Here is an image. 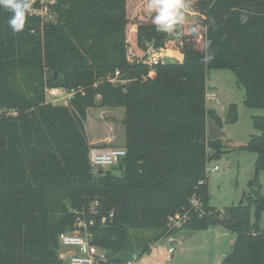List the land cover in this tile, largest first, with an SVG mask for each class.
<instances>
[{"label": "trees", "instance_id": "16d2710c", "mask_svg": "<svg viewBox=\"0 0 264 264\" xmlns=\"http://www.w3.org/2000/svg\"><path fill=\"white\" fill-rule=\"evenodd\" d=\"M128 3L36 0L31 8L47 6L55 20L30 9L19 33L0 7V264H68L59 236L75 230L107 250L101 264L137 263L163 237L213 225L236 234L221 264H264L262 185L255 177L246 202L220 210L207 172L219 155L209 157L207 148L222 146L208 137L210 118L221 128L207 107L209 71L232 69L245 104L264 110V0H196L202 24L177 38L153 22L133 25L132 36ZM147 43L182 60L131 63L129 47L142 55ZM55 86L77 91L69 105L46 102V87ZM104 104L126 109L119 147L127 154L113 166L119 175L89 160L88 109ZM229 118L237 119L234 103ZM252 120L257 132L242 147L256 152L257 171L264 170V114ZM179 213L188 219L174 226Z\"/></svg>", "mask_w": 264, "mask_h": 264}, {"label": "rangeland", "instance_id": "374dc122", "mask_svg": "<svg viewBox=\"0 0 264 264\" xmlns=\"http://www.w3.org/2000/svg\"><path fill=\"white\" fill-rule=\"evenodd\" d=\"M43 1H45V5L54 3L53 0ZM195 2L196 0H185L188 5L185 10V20L183 24L177 27L181 29H190L192 25L200 27L203 17L196 11ZM149 5L150 0H129V33L132 36L134 33L130 27L133 25L138 26L141 22H153L157 13ZM43 15L49 20H55L56 16L53 10L44 11ZM159 48L165 54L164 60H182L180 56L169 55L166 49L160 46ZM213 92L216 93V99L207 98L209 107L216 112L218 122L221 129L226 132V136L219 138L222 142L220 150L217 151L213 147L207 148L209 157L219 154L212 157L207 163L208 184L211 195L217 197L216 206L220 210H224L225 207L238 204L242 200L247 201L245 195L249 193V183L255 177L262 185L261 191L264 195V170L257 171V154L249 148L242 147L248 142L251 134L257 132L253 124L252 115L257 113L264 114V110L262 108H252L245 104V86L238 81V77L232 69L215 68L209 71L208 93ZM45 97L47 103L55 105V102L51 101L47 95ZM233 103L236 105L237 111V119L235 121L229 118L230 105ZM1 112L2 110H0ZM86 129L89 133V139L94 141L92 143L93 147L121 146L124 137L123 111L120 107H111V104L93 106L88 109ZM106 137H112V141H100L101 138ZM215 166H219V169L213 171L212 169ZM109 170L115 174H120V170L117 167ZM52 216H55L54 211ZM251 217L253 220L256 218L255 206L251 208ZM259 223L261 228L264 229V210L261 212ZM214 231L215 228L213 227L208 231L192 232L190 230H182L174 236H165L154 244L150 256L147 255L149 260L147 258H145L147 260H139L138 264H214L212 259L214 258L216 244L213 247V242L222 240V251L227 248V251L230 252L232 247L231 241L227 242L228 234L222 235V237H215L212 236ZM149 233L151 234V232ZM184 239L188 240L184 241ZM207 239H209L208 242L206 241ZM178 242L181 243L179 246ZM209 243H211L210 246L207 245ZM170 246H174L175 252L172 255V259L169 260L167 259V249ZM209 249H211L212 259L208 255ZM68 253L69 249L59 243V256L66 260Z\"/></svg>", "mask_w": 264, "mask_h": 264}, {"label": "built area", "instance_id": "2783aa9c", "mask_svg": "<svg viewBox=\"0 0 264 264\" xmlns=\"http://www.w3.org/2000/svg\"><path fill=\"white\" fill-rule=\"evenodd\" d=\"M36 0H31L33 3ZM42 2H45L42 0ZM54 2V0H53ZM47 6H43L39 9L31 8V12L44 14V11H47ZM184 35V30L177 27L173 33H168L169 38H177ZM169 54V53H168ZM170 55V54H169ZM128 60L131 63H146L154 67L155 65L165 62L164 60L165 54L160 50V48L156 47L154 43H147L146 51L141 55L138 51H136L133 47H129L127 53ZM171 61V60H170ZM155 70L152 69L150 74ZM119 72H117V75ZM111 82H117L118 79L113 77L110 78ZM124 83L125 80H122L121 83ZM46 95L50 98L51 101L55 102V105H69L70 101L76 95L77 91L75 89H68L64 87H46L45 89ZM100 98V95H98ZM207 98L211 100L216 99V93H208ZM4 112V109H1ZM8 111V114L13 116H17V109L11 108ZM127 154V150L125 147H92L89 153V160L91 165L95 170L100 168H110L118 165L123 157ZM219 169V166H215L212 170L216 171ZM193 204L196 209L199 208V201L197 199H193ZM188 219L187 214H177L170 218L171 223L174 226H180ZM91 233L88 231H66L60 233L59 242L62 246L69 249L68 257L66 258V262L68 264H101L103 262L108 261V252L106 249L100 248L91 243ZM175 252L174 246H170L167 249V259H172V255ZM64 259V258H63ZM118 264V263H112ZM120 264H136V262L129 260Z\"/></svg>", "mask_w": 264, "mask_h": 264}, {"label": "clouds", "instance_id": "9594fccd", "mask_svg": "<svg viewBox=\"0 0 264 264\" xmlns=\"http://www.w3.org/2000/svg\"><path fill=\"white\" fill-rule=\"evenodd\" d=\"M149 6L157 13L153 20L157 31L167 33H173L178 25L184 23L188 7L185 0H150ZM0 7L11 13L8 24L14 32L19 33L25 29L32 7L31 0H0Z\"/></svg>", "mask_w": 264, "mask_h": 264}, {"label": "crops", "instance_id": "0c3cea01", "mask_svg": "<svg viewBox=\"0 0 264 264\" xmlns=\"http://www.w3.org/2000/svg\"><path fill=\"white\" fill-rule=\"evenodd\" d=\"M213 87H215V85H213ZM214 93V92H213ZM207 107L208 108H210L209 107V103H208V101H207ZM117 108H119V107H117ZM121 108V110L123 111V123H124V120H125V117H126V109H125V107H120ZM212 109V108H211ZM88 135H89V133H88ZM112 139V137H106V138H101L100 139V141H104V140H109V142L110 141H112L111 140ZM94 141H91L90 140V143L92 144ZM106 142H108V141H106ZM124 142H125V125H124V137H123V141H122V145L124 144ZM212 204H214L213 202H212ZM215 228V231H214V235H212V236H215V237H222V235H226V234H228L229 235V238H228V243L230 242V243H232V245H233V243H234V241H235V239H236V234H233V233H231V232H229L227 229H225L224 227H222V226H218V225H213V226H210L208 229H206L207 231L208 230H210V228ZM206 230H204V231H206ZM212 233H213V231H212ZM174 236V235H173ZM205 236H208V235H205ZM170 237H172V236H170ZM173 238V237H172ZM172 238H170V239H172ZM189 239V238H188ZM188 239H184V241H187ZM180 240V239H179ZM178 240V241H179ZM182 241H183V239H182ZM207 242L209 241V239H207L206 240ZM178 244V246L181 244L180 242H178L177 243ZM210 244L211 243H209V244H207V245H209L210 246ZM216 244V247H215V249H214V255H213V259H212V255H211V253H210V251H211V249H209V257L214 261V264H221L222 263V261H223V259H224V257L226 256V254L228 253V251H227V248L224 250V251H222V240H217V241H215V242H213L212 243V246L214 247V245ZM206 246V245H205ZM153 250V249H152ZM150 254H151V252L150 253H148V254H146L142 259H141V261H143V260H147L148 259V257H147V255L148 256H150ZM145 258H147V259H145ZM149 260V259H148ZM137 264H138V262H137ZM147 264V263H146ZM150 264H153V263H150Z\"/></svg>", "mask_w": 264, "mask_h": 264}, {"label": "water", "instance_id": "95a60500", "mask_svg": "<svg viewBox=\"0 0 264 264\" xmlns=\"http://www.w3.org/2000/svg\"><path fill=\"white\" fill-rule=\"evenodd\" d=\"M224 136H226V132H224L219 127V125L213 119L210 118L208 120V137L211 140H216ZM211 200L215 205L218 202L217 197L215 195H211Z\"/></svg>", "mask_w": 264, "mask_h": 264}]
</instances>
